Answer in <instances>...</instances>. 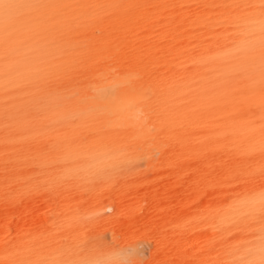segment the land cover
<instances>
[{"label":"bare ground","instance_id":"obj_1","mask_svg":"<svg viewBox=\"0 0 264 264\" xmlns=\"http://www.w3.org/2000/svg\"><path fill=\"white\" fill-rule=\"evenodd\" d=\"M246 0H49L45 24L65 52L54 75L0 72V264H61L83 250L150 243L142 264H224L260 217L219 222L262 185L264 90L195 62L227 35ZM14 37L0 40V64ZM140 74L152 131L105 116L56 122L60 96L98 75ZM121 154L115 167L59 180L65 146ZM142 245V244H141Z\"/></svg>","mask_w":264,"mask_h":264},{"label":"clouds","instance_id":"obj_2","mask_svg":"<svg viewBox=\"0 0 264 264\" xmlns=\"http://www.w3.org/2000/svg\"><path fill=\"white\" fill-rule=\"evenodd\" d=\"M49 0H0V40L14 37L8 51L11 59L0 64V72L11 70L25 81H40L54 75L65 52L45 24ZM227 35L212 51L195 58V62L215 69L222 81L239 79L246 86L264 90V0H246L224 25ZM3 55V53H0ZM139 72L101 74L86 89H76L60 96L49 95L46 102H59L53 116L56 122H70L86 117L105 116L119 123L152 131L148 113L149 98L141 92ZM122 156L104 147L65 146L51 160L58 167L57 179L79 180L115 167ZM264 180V168L261 169ZM260 217L244 241L230 246L224 264H264V185L233 199L219 222L236 217ZM140 243H113L89 251H79L63 264H142ZM53 252L46 264H61Z\"/></svg>","mask_w":264,"mask_h":264},{"label":"rangeland","instance_id":"obj_3","mask_svg":"<svg viewBox=\"0 0 264 264\" xmlns=\"http://www.w3.org/2000/svg\"><path fill=\"white\" fill-rule=\"evenodd\" d=\"M141 244L145 248V250L147 251L148 247L150 246V243L147 241H143V243H141Z\"/></svg>","mask_w":264,"mask_h":264}]
</instances>
